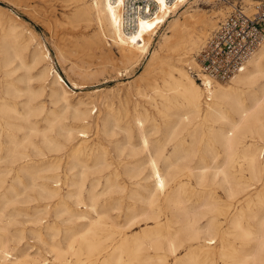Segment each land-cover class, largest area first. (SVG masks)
Instances as JSON below:
<instances>
[{"label": "bare ground", "instance_id": "obj_1", "mask_svg": "<svg viewBox=\"0 0 264 264\" xmlns=\"http://www.w3.org/2000/svg\"><path fill=\"white\" fill-rule=\"evenodd\" d=\"M76 1L84 17L112 33L124 60L137 61L187 0H152L149 14L132 17L127 0ZM198 22L211 25L208 18L170 25L172 35L162 45L170 80L166 91L155 88L153 95H145L152 113H141L136 102L133 118L123 126L109 101L102 107L81 101L86 107L74 109L72 118L80 122L74 127L64 123L67 110L46 111L34 93L20 86L23 78L13 77L19 69L12 68L16 60L36 68L49 52L39 46L31 50V39L18 24L0 20V264H49L40 258L41 251L53 252L63 264H70L68 253L81 251L89 257L111 251L86 264H169V255L172 264H200L201 258L213 264L215 251L226 264H264V42L228 84L200 74L203 90L189 75V69L202 72L197 57V67L187 63L185 69L180 52L197 48L202 37ZM96 42L100 46V34ZM50 76L51 96L59 87L67 93L63 77L51 68L36 75L43 81ZM90 128L98 142L88 139ZM56 129L58 137L52 135ZM100 132L108 137L106 143ZM65 148L63 167L49 154ZM40 201L55 203L51 218L73 224L64 236L66 247L56 241L50 224L33 231L41 241L38 252L19 247L22 231L12 233L11 225L22 218L37 224L51 219L48 204L33 211L19 207ZM142 221L152 224L121 234ZM104 229L120 233L116 246L103 245L99 236ZM229 236L236 242H227ZM180 251L186 252L179 256Z\"/></svg>", "mask_w": 264, "mask_h": 264}, {"label": "rangeland", "instance_id": "obj_2", "mask_svg": "<svg viewBox=\"0 0 264 264\" xmlns=\"http://www.w3.org/2000/svg\"><path fill=\"white\" fill-rule=\"evenodd\" d=\"M88 1V0H84ZM256 0H187L175 12L171 13L169 21L162 25L149 48L143 52L137 61H127L122 58L121 46L117 44L112 36V33L100 26L99 22L92 18L84 17L78 9L76 0H29L30 5L27 6V1L23 0H0V20L6 25L9 21L19 25L27 38L31 39L30 49L39 46L42 50H47L50 57L36 68L20 66V61L16 60L12 68L18 66L19 69L13 75L14 78L22 77L24 81L19 82L20 86L27 91H31L36 96V102L43 103L45 110L56 109L61 112L65 109L67 118L64 123L69 126L78 127L80 122L74 121L72 114L75 108H85L86 104H80L84 101L87 106L91 107L95 103L102 107L104 100L109 101L115 111H119L121 116V124L126 125L135 114V103L137 102L138 109L141 113L146 111L152 113L151 107L147 103L146 94L153 95V89L164 91L167 87V82L170 76L167 72L168 62L165 57L166 53L162 51L164 40L172 35L170 25L174 22L184 23L187 20L198 21L208 18L211 20V25L203 27L201 22L195 24L196 30L201 34V40L197 48L189 50H180L184 56L183 66L187 69L188 64L196 68V63L193 57L197 55L204 39L215 29L219 22L231 13L236 7H252ZM90 3V1H88ZM192 17V19H191ZM194 18V19H193ZM181 20V21H180ZM1 33V30H0ZM101 35V44L97 46V36ZM109 43V45H108ZM31 49V50H32ZM12 51V49H11ZM27 63L30 62L29 52L24 51ZM154 54V55H153ZM157 55V56H155ZM154 57H158V62L153 63ZM174 61V60H172ZM171 61V62H172ZM194 61V62H193ZM44 67L51 68V71L58 73L63 77L64 86L67 90L65 93L59 86V93L51 96V76L47 81H43L36 77L38 71ZM27 68V69H26ZM29 68V69H28ZM188 72V71H187ZM201 86L202 81L196 79L189 73ZM215 79V78H214ZM218 80V79H216ZM222 84H228L230 81H221ZM67 83V84H66ZM76 83V86L75 84ZM28 87H27V86ZM68 85V86H67ZM204 90V86H202ZM166 91V90H165ZM139 92V93H138ZM142 94V95H141ZM206 95V94H205ZM68 107V108H67ZM145 107V108H144ZM95 108L94 110H96ZM93 116H96L93 115ZM41 125L44 124L42 117ZM156 123L163 127V120L156 116ZM146 123L147 129L151 130V125ZM58 129L52 133L58 137ZM95 133V134H94ZM94 134V135H93ZM93 135V136H92ZM158 135H151V140L159 138ZM99 137L103 139L105 136L102 132ZM121 139H125V134L120 133ZM64 139V136H59ZM38 136L36 140H40ZM88 139L90 142H98V136L94 128L89 129ZM108 137H105L103 142L106 143ZM74 140L72 143H74ZM205 141V140H203ZM135 143L139 146V139L135 137ZM67 148L62 152L49 154L51 160H61L65 167V154ZM63 186V185H62ZM66 187H62V193L65 194ZM48 204L50 218L54 211V202L40 201L30 204L20 205L24 210H34V206L39 205L40 209ZM32 208V209H31ZM13 207L9 208L12 210ZM29 209V210H28ZM32 210V211H33ZM31 211V212H32ZM47 220V221H46ZM121 218L119 219V221ZM122 221V220H121ZM47 224L54 226L53 232L56 236V241H62L66 247L64 236L68 229L73 226L71 223L62 222L53 218L44 219L42 224L35 223L32 219L22 218L20 223L10 226L12 233L22 231L23 239L19 247H29V251L36 253L37 248L41 246L34 235V230L43 227ZM142 224V225H141ZM147 224H152L142 221L131 229L122 230L121 234H131L141 231ZM109 230H101L99 238L105 246L112 247L117 245L121 239L119 232L111 233ZM110 232V235L109 233ZM44 233V232H43ZM109 236H108V235ZM48 237V236H46ZM229 238V239H228ZM233 237H227V242H236ZM12 246L14 243H11ZM115 245V246H116ZM40 252V251H39ZM111 251H96L94 257H89L87 251H81L78 256L68 253L70 264H86L95 258H104ZM186 251H180L179 256ZM12 254H17V250H12ZM149 253L155 254L154 251ZM40 258H47L49 264H63L64 262L55 259L53 252L41 251ZM173 256L168 257V263L172 264ZM200 264H204L203 258L200 259ZM205 262H207L205 260ZM213 264H226L221 258L220 251L213 253Z\"/></svg>", "mask_w": 264, "mask_h": 264}, {"label": "built area", "instance_id": "obj_3", "mask_svg": "<svg viewBox=\"0 0 264 264\" xmlns=\"http://www.w3.org/2000/svg\"><path fill=\"white\" fill-rule=\"evenodd\" d=\"M131 17L149 14L152 0H127ZM264 42V0H256L252 7H236L219 22L205 40L196 55L202 72L191 73L200 79V74L228 81L244 69L250 56Z\"/></svg>", "mask_w": 264, "mask_h": 264}]
</instances>
